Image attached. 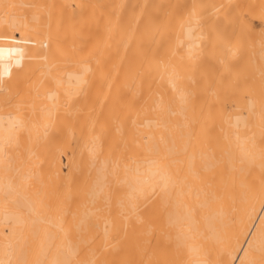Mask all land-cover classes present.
<instances>
[{
  "label": "bare ground",
  "instance_id": "obj_1",
  "mask_svg": "<svg viewBox=\"0 0 264 264\" xmlns=\"http://www.w3.org/2000/svg\"><path fill=\"white\" fill-rule=\"evenodd\" d=\"M0 264H264V0H0Z\"/></svg>",
  "mask_w": 264,
  "mask_h": 264
}]
</instances>
